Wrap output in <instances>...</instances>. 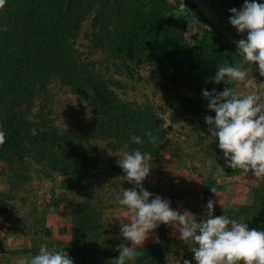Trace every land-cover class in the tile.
<instances>
[{
    "label": "rangeland",
    "instance_id": "1",
    "mask_svg": "<svg viewBox=\"0 0 264 264\" xmlns=\"http://www.w3.org/2000/svg\"><path fill=\"white\" fill-rule=\"evenodd\" d=\"M165 2L176 6L184 15L177 30L181 32L186 51L191 50V56L195 42L205 32L221 42L228 57L220 56L206 62L201 72L184 74L182 79L174 82L146 62L122 60L111 54L101 33L97 35L101 43L94 45L93 39L89 38L94 31L90 30L88 20L82 23L74 47L79 57L94 66L121 101L138 108L148 106L165 130L169 145L160 157L149 162L152 168L144 180L148 192L153 194L150 200L159 195L169 200L173 209L193 213L199 222L211 199L216 201L213 215H225L246 223L251 213L242 212L240 207L253 205L257 194L264 188V179L257 180L251 171L244 173L241 169L227 167L218 140L210 136L204 120L205 116L214 118L215 113L208 110V99L202 96V92H211L215 88L221 92L232 87L244 94L254 92L260 97L259 102L264 103V77L253 64L252 70L248 71L249 78L255 79L251 88L235 81L229 84L211 82L220 66L247 69L242 54L195 16L189 10L187 0ZM39 112L46 121L63 129L85 125L90 120L84 103L77 102L69 89L55 79L47 84L43 95L34 99L29 116ZM5 134L6 141L0 146V264L29 260L22 250L40 248L41 244L50 248L66 247L70 238V208L73 202L84 200H88L101 217L95 246L113 249L122 243L128 244L120 233L127 208L119 204L117 195L122 198L123 190L135 186L124 180V173L118 166V160L126 152L124 147L111 150L106 141L85 142L84 146L94 161L92 173L100 175H92L79 194L66 191L61 197L57 192L60 178L43 171L41 165L27 155L11 153V141ZM208 161H212L211 169L207 167ZM219 167L224 168V174H217ZM211 188H215L216 193ZM165 234L171 244L163 264H183L184 260L196 264L191 242L180 241L179 232L170 226H166ZM156 241L155 229L143 245Z\"/></svg>",
    "mask_w": 264,
    "mask_h": 264
},
{
    "label": "trees",
    "instance_id": "2",
    "mask_svg": "<svg viewBox=\"0 0 264 264\" xmlns=\"http://www.w3.org/2000/svg\"><path fill=\"white\" fill-rule=\"evenodd\" d=\"M87 20L94 31L89 35L94 45L101 43L97 36L101 33L111 54L146 62L174 82L184 74L201 72L206 62L228 57L221 42L205 32L191 56L177 30L184 15L165 0H6L0 9V130L10 138L11 153L27 155L43 171L60 178L61 197L66 191L79 194L92 175H100L92 173L94 161L84 146L87 141H106L109 149L124 147L128 153L140 150L150 153L152 160L169 145L160 120L148 106L138 108L121 101L94 66L79 57L74 44ZM52 79L88 108L87 124L63 129L40 112L29 116L34 99L44 94ZM147 131L157 137L156 145L149 143ZM133 136H140L143 144L134 143ZM143 188L149 191L144 181ZM240 210L251 213L246 222L250 229L264 231V188L252 206ZM69 215L67 246L49 249H64L73 264H115L117 248L99 249L94 244L101 217L88 200L73 202ZM156 233L157 241L139 246L140 255L126 264H163L171 240L163 224ZM22 253L30 260L39 248Z\"/></svg>",
    "mask_w": 264,
    "mask_h": 264
},
{
    "label": "clouds",
    "instance_id": "3",
    "mask_svg": "<svg viewBox=\"0 0 264 264\" xmlns=\"http://www.w3.org/2000/svg\"><path fill=\"white\" fill-rule=\"evenodd\" d=\"M6 0H0V9ZM228 23L238 34L247 33L246 39L236 41L237 50L243 56L247 69L234 66H220L211 82L229 84L231 81L245 88H251L255 79L249 78L248 71L257 65V71L264 77V3L256 0H244L240 10L231 8ZM6 30V29H5ZM207 83V81H206ZM202 96L208 99V110L215 113L205 116L208 132L223 152L227 167L251 171L257 180L264 179V103L256 93H240L232 87H226L217 93L204 90ZM149 143L156 145L157 137L147 131ZM6 134L0 131V146L4 145ZM132 141L143 144L140 136H133ZM150 153L134 150L125 152L118 160V166L124 173V180L135 187L123 190L122 198L117 195L120 205L126 206L127 216L121 220L120 233L128 244L117 248L119 256L115 264H126L140 253L139 246L161 224L170 226L179 232V240L192 243L191 252L196 264H264V231L249 228L247 223L237 222L225 215H213L215 200L207 202L204 217L197 222L196 216L188 210L173 209L170 201L146 191L143 181L149 175ZM211 169L212 161L206 162ZM217 174H224L219 167ZM63 190H58L59 192ZM216 193L215 188H211ZM125 220L127 223H125ZM17 264H73V260L63 250L49 249L41 244L39 254L30 260L20 259ZM183 264H191L184 260Z\"/></svg>",
    "mask_w": 264,
    "mask_h": 264
},
{
    "label": "flooded vegetation",
    "instance_id": "4",
    "mask_svg": "<svg viewBox=\"0 0 264 264\" xmlns=\"http://www.w3.org/2000/svg\"><path fill=\"white\" fill-rule=\"evenodd\" d=\"M187 2L189 10L195 16L202 19L211 30L215 31L235 49H237L236 41L246 39L247 33L238 34L236 29L228 23V18L231 15L228 10L231 8L240 10L244 4V0H187ZM256 2L264 3V0H256ZM223 32L227 36L223 35Z\"/></svg>",
    "mask_w": 264,
    "mask_h": 264
},
{
    "label": "water",
    "instance_id": "5",
    "mask_svg": "<svg viewBox=\"0 0 264 264\" xmlns=\"http://www.w3.org/2000/svg\"><path fill=\"white\" fill-rule=\"evenodd\" d=\"M202 8V7H201ZM225 33L223 32V35H224ZM226 35V34H225ZM227 36V35H226ZM228 39V38H227Z\"/></svg>",
    "mask_w": 264,
    "mask_h": 264
}]
</instances>
